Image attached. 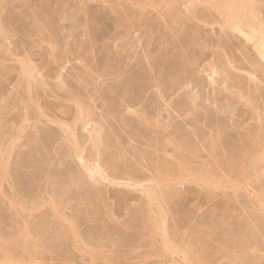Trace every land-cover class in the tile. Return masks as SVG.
Wrapping results in <instances>:
<instances>
[{"label": "bare ground", "instance_id": "obj_1", "mask_svg": "<svg viewBox=\"0 0 264 264\" xmlns=\"http://www.w3.org/2000/svg\"><path fill=\"white\" fill-rule=\"evenodd\" d=\"M24 1H26V2H24L27 6L26 10L29 9L31 16L33 17V20L40 27L39 29L42 30L43 29L42 25H41V23L39 24L40 21L38 19L39 18L38 15H41V14L39 11H38L39 12V14H38L37 10L34 8V5L36 7V2L33 3L34 5H32L30 3V0H24ZM33 1H35V0H32V2ZM47 1L48 0L45 1L46 4H48ZM2 2L0 0V4ZM84 2H83V5H84ZM81 3H82V0H81ZM124 4L126 5V3H124ZM3 5H2V7H3ZM83 5L82 4L80 5L81 8ZM119 5H120V3H119ZM119 5L117 4L116 6H119ZM127 5H128V1H127ZM129 5L131 6L130 7L131 9L129 8L131 10L130 11L131 13H129L130 16H128V14H126L127 16L125 17L126 18L125 21H127V23H128V21H130L129 24L126 25L127 23L124 24L121 22L125 19L124 14H123L124 19L119 18L121 21H119L117 23L118 25L116 24L117 21L115 20V22H114L115 26H118V27L120 26V28L121 27L124 28L126 32L130 31V33H131V30L132 31H133V29L136 30L138 27V26H135L136 24L134 25V22L136 20H138L137 18H139V16H141L142 13L144 14V12H145L144 10H146L147 8L150 7V9L153 8L155 11H157L156 12V13H158L157 15L159 16V18L161 20H163V22L165 24V28H166L165 29L163 27L165 30L162 29V31H164V32L166 31L164 33V35L165 36H166V34L171 35V33L174 32L173 33L174 35L176 34V36H179V37H176V39L178 38L177 40H178L179 44L178 45L174 44V46L175 47L177 46L179 49V55L177 56L174 54L175 56H173L174 52H172V56L174 58L177 57V59L179 58L178 60L180 61L181 65H179L178 68H180V70L181 69L182 70H181V73L179 71V74H178V71L175 73L172 70L175 74H172L170 72V74H172V76L171 75H169V76H171V78H172L173 75H175L173 77L174 81L172 80L173 84L171 83V79H170V83L172 84V85L170 84V86L175 87L174 88L175 90H173V91H175V93L173 94V92H171L172 96L173 95L175 96V94L178 93V95L176 94V96L178 98H179V95H180V98H181V95H184L183 96L184 99L185 98L187 99V100H185V101H187L186 106L184 105L185 107L183 108V110L180 109V111H182L180 114L183 117L188 116L190 118V120L187 119V120H189L187 122L188 128L187 129L185 128L186 130L181 129V131L183 133L178 132L181 136L177 135L176 138H174L175 137L174 135H173V137L171 136L172 138L169 137V135L167 134V126L159 127L158 125H156V124L160 123V121L155 120V124H154L155 128L153 129V126L151 124V121H153V119L151 120L152 117L151 118L149 117L150 113L148 114L146 111L149 110V108L147 107V106H149V104H150V108L152 106L155 109V106L151 105L153 102L152 103L150 102L148 104V99H146L144 97L145 91H148L149 88H152V87H149V85L153 81L149 82L150 84L149 83L145 84L146 83L144 81L145 78L143 79V81L145 82L144 84H145V86L149 84L148 85L149 88L147 87V90H145L144 87L142 88V85H141V88L140 87H137V88H140V90H141L140 92L143 94V99L142 98L141 99H142V101H144L148 104L147 105L146 103H144L146 105V108H148V109L146 111L142 110L143 108H145V105H144V107L142 109L140 108L141 110H135L136 106L139 105V103L141 102V99L138 98V96L135 100V97H136L135 94L138 92L139 89L137 91H135V94H134L133 89H136L135 87L137 85H135L133 83L130 84L129 83L130 79L123 77V76H126V73H127L126 71H128V74H129L130 68L135 67V65H132V67L131 66L128 67L129 70H126L125 73L123 70H120L121 68L118 69L117 71H122L123 72L122 74H124V75L121 76L122 74L120 72H119L120 74L118 73L117 75L119 77L120 76L123 77L125 79V81H127V79H128V81H127L128 83L125 82L123 84L117 85L118 86L117 89L120 88L119 91L118 90H112L111 89L112 87H111V88H109V90L107 92L109 94L110 91L111 92L112 91H114V92L118 91L119 93H114V94L111 93L108 96H110V95L114 96V95L120 94L119 97L117 95V98H120V99L115 98V100H118L120 102L121 106L117 105L119 102H117V104H115L116 102L113 101L112 97L110 98V97L105 96V95H107V93L104 94V97L101 96V98L103 97L105 99L104 100L105 102H103V104L108 103V102H110L112 104V102H114L113 104L116 105V107L119 106V108L120 107L123 108L122 110L120 108L122 114L119 117L117 115L120 113V112L117 113V110L119 108L117 110L115 108V110H114V112L116 111V113H117V114L116 113L115 114L117 115L118 119L120 118L119 120H116V118H117L116 115L114 114L113 111H111V109L113 110V107L110 103H108L110 105L106 106V104H105L104 106L106 108L108 106H111L112 108L108 107L107 110L105 108H103V110H104V111L102 110L103 113H99L100 115L98 116L96 114L97 112L95 111V109L99 108L98 107L99 105H97V108H94V107H96V105L93 107L94 104H91L87 101V100H89L91 102V100H92V103H93L96 100V99H94V101H93V98H97V97L92 96V98H91L89 96V98L91 99L90 100L86 95L85 97H87L88 99H84V101H83L80 99L81 97L79 98V95H77L78 93H81L82 90L77 93V91L74 92L75 89L72 92H74L76 95H74L73 93L70 92L71 97H72V95H74V96L72 98L70 96L67 97L68 99L71 98L73 100L75 106H76L75 107L76 112L74 115V119H73V117H71V115H70V118L66 117L68 120L72 118L73 121H71L69 123V121H70L69 120L68 123H65L67 121V119L62 116L64 119H66V120L63 119L65 122L62 121L61 120L62 117L60 118L59 114L58 115L55 114V112H54L55 110L53 111L50 108L49 110H52L54 112V114L57 115L56 117L58 118L59 121L55 120L54 117L51 116L53 114L48 116L49 113L47 114L45 112L46 110L41 108V106L39 104L40 97H38V95L34 96V94L32 93V92H35V94H37L36 93L37 91H35V90L32 91L33 90L32 88L36 86L35 85L36 83L39 84V86H41V88H44L46 86L47 87L50 86V83L48 85L47 82L45 81V78L47 76H45V74L43 75V73H41V69L39 70V65H37V67L32 65V64H34V62L31 61L32 59L30 60V56L26 55L27 57L25 56L26 58H23L24 57L23 52L19 51V48H21V47H19L18 52H22L21 53L22 55H20V54H17V55L23 56V57H21L22 59H20V62L18 60V62L21 64V70H20L21 74L18 73L21 75V85L20 86L22 87V90H24V91L27 90V92L29 93V97H30L29 100L27 99V101H26V100L22 99V101H23V104L25 106L24 108L26 109V111L32 110L34 112V114L35 113H37V114L35 115L36 117L33 116L32 114H25V116H22L21 124H20L21 127L17 126V124H16V126H17L16 128L19 127L17 130V133L18 134L21 133V135H22V133L28 134V132L30 131L29 137H28V135H26L27 136L26 138H28L29 142L31 141V144L34 145V148H35V145H37V143H38V139L41 140L40 139L41 137L39 135L42 134L41 133L42 130L40 128H42L44 125L42 123H45L43 121H46L47 123L49 122L51 124L54 123L55 126L58 125V128H60V130H62L61 132H63L61 141H59L60 145H63L62 148L65 147L67 149V152H68V154H66V156H67L66 160H69V159L74 160L72 162H75V163L77 162V163H79V165H77L78 166V170H76L77 173L75 172L73 175V172H72L71 177H69L70 179H66L67 178V176H66L65 180L63 181V179L61 180L62 177H61L60 173H58V171H53V170L49 169L48 167H42V166H41V169L38 167L36 168L35 167L36 164H35L34 165L35 168L34 167H32V168L37 173V175L36 176L33 175V176L35 177V179H38L39 177H42V175H44L48 180L47 184L49 186L48 187L49 190H45L44 189L45 187H43V189L45 190L44 193L46 192V194L48 193L50 196V193L52 192L51 196L48 199L42 198L43 196H41L40 197L41 199H39V198H33V197L31 198V195L37 196L40 193L36 195V194H32V192H31V195H29L30 197L27 196L26 191H28V190L30 191V189H32L31 186H33L32 183H34L33 182L34 179L30 180L28 178L29 175H25L27 170H25L24 174L23 173H21V175L18 174V176H21V183H26V185L23 186L24 188H21V189L18 188L19 191H17L15 188L17 185H15L14 182L12 181L13 182L12 184H14V185H12V188H13L12 190H15V193L13 191V195L10 194L7 197V195L4 194L5 191H3L4 186L2 185L3 184L2 182L4 180L8 181L7 178L9 179V177L12 178L11 175L13 174L12 173L13 167L11 166V164L8 161H2V163L0 162V164H1L0 165V198H6V200L8 199V201H7L8 204H7V202H5V203H6V205H8V206H6L7 209L9 208L8 210H10L9 212H6L7 214H5V212H3L2 210L0 211L1 213H3V214L0 213V264H50L51 262L53 264V261H54L53 258L54 259L56 258V257H50L51 252L54 251V248H55L54 247L55 243L53 242V244H51L53 240H62L63 241L62 243L65 246H67V245L71 246V248H74L76 251H78L77 253H80V255L82 254L83 260H86L89 257V259H90V261H89L90 263L88 262L89 264H96L98 260L102 261V259L104 257H105V261L107 264H123V262H121V258H124V255L126 252L123 249H122V252H121V250H119L121 244L124 245V248L129 247L130 255L132 254L133 251L136 252L135 253L136 254L135 259H136V261L137 260L138 261H137V263L132 262L130 264H146V262L150 258H156L157 260L160 259V261H163L161 264H218L220 261H223V260L226 261L227 264H247L248 261L251 262L252 258H253L252 261L254 262L255 256L257 259H259V257L257 256V252L261 253L259 251H262V249L264 248V247H262L263 244H261V242L264 240L259 241L260 235L264 238V229H262V228H264V0H129ZM129 5H128V7H129ZM37 6H39V5L37 4ZM48 6L50 7V5H48ZM48 6H47V9L50 10L48 8ZM43 7L44 6L42 5V8H40V7L39 8L43 9ZM45 7H44V10H45ZM53 7L54 6H52V8ZM84 7H86V6L84 5ZM132 7L134 8V10H132ZM3 8H5V7H3ZM22 8H24V6ZM52 8H51V11H52ZM110 8H112V6ZM84 9H88V7L84 8ZM112 9L114 10V5H113ZM125 9H126V6L121 4L120 9H118V11H117V12H119L118 15L121 16L122 11H124V13H125V11L129 10V9H127V10H125ZM0 11H2V10L0 9ZM22 11H24V10H22ZM54 11H55V9H54ZM80 11H82V9ZM132 11H135L134 15H132ZM76 12H77V9H76ZM85 12L87 13L88 10L87 11L85 10ZM114 12L117 13L116 7H115ZM2 13H4V10ZM2 13H1V15H2ZM30 13L25 12V14H28V15ZM50 13H52V12H50ZM70 13H69V15H70ZM75 13L74 14L72 13V15H74V17L75 16L78 17L77 14H75ZM53 14H55V13H53ZM58 14L60 15V12ZM61 14H62V11H61ZM115 15H117V14H115ZM2 16H1V18H2ZM5 16H7V15H5ZM5 16L3 19H5ZM158 16H156V17H158ZM60 17H62V16H60ZM76 17L73 19H74V22L77 24L78 22H76V20H75ZM142 17L144 18L143 15H142ZM67 18L68 17H66V19ZM70 18H72V17L70 16L68 19L70 20ZM58 19H59V17H58ZM53 20H55V19H53ZM1 21L3 22V25L0 24V28H2L5 25V23H4L5 21H3V20H1ZM41 21H43V20L41 19ZM44 22H47V21H44ZM44 22H42V23H44ZM149 22H150V20H149ZM7 23H8V20H7ZM46 24L47 23H45L44 25H46ZM72 24H73V22H72ZM151 24L153 25V23H151ZM151 24L149 26H152ZM57 26L59 27V25H57ZM73 27H74V24H73ZM118 27H116V28L118 29ZM3 28L5 30V28L7 29V26L3 27ZM49 28H51V27H49ZM61 28H63V27H61ZM21 29H23V27ZM147 29H149V28L147 27ZM153 29L151 27V32ZM155 29H156V27H155ZM60 30H62V29H60ZM216 30H217V32H216ZM7 31H8V29H7ZM162 31H159V32H162ZM42 32L45 34V31L42 30ZM126 32H125V34H126ZM147 32H148V34H146V36L149 35L150 31L148 30ZM156 32L157 31L152 33V36ZM208 32H210L213 35H216L217 37L214 36L216 38L211 40L212 36L210 33H209L210 35L207 34ZM0 33H2V32L0 31ZM8 33L6 34V37H7V35L10 34V33L9 34ZM12 33H14L13 35H15L17 32L13 31ZM119 33L120 32H118L117 34H119ZM54 34H56V33H54ZM120 35H121V33H120ZM172 35L169 36V38L174 37ZM68 36L69 35H67L66 37H68ZM114 37H116V36H114ZM167 37H165V38L167 39ZM149 38H151V36ZM161 38L162 37L160 36V39ZM165 38H163V39H165ZM174 38H172L171 40L170 39H168V40H170V42H171ZM10 39H11V37H10ZM8 40H9V38H8ZM177 40H173V41H176L175 43H177ZM113 41H115V40L113 39ZM142 42H143V40H142ZM142 42H139V43H142ZM159 42H160L159 43V45H160L162 41L159 40ZM165 42H168V41L166 40ZM172 43H174V42H172ZM172 43H170V44H172ZM117 45L118 44H115V45L113 44V46H115V48L118 49ZM106 46H104V47H106ZM110 46L112 48V45L107 46V49L109 47L108 51H110ZM162 46H163V44H161V47ZM163 47H165V45ZM15 48H16V46H15ZM162 48H161V51L163 50ZM57 49L60 50V48H58V47L56 48V46L53 45L52 51L55 53H53V55L52 54H50V55L54 56V54H57L56 53ZM112 49H111V51H113V53H114V50H112ZM122 49H124V48H122ZM173 49H171V50H173ZM175 49L177 50V48H175ZM120 50L119 49L116 50V51H119L118 54L122 53V51L120 52ZM155 50H156V48H155ZM146 51L148 52V50H146ZM207 51L208 52L213 51V53L216 52L218 54V55H215L216 54L215 53L214 55L218 56V57H215V59L218 58L217 61H220L219 62L220 65H217V63H216L217 61L213 58L214 57V55H213L212 56V58L214 59L213 63L210 62L207 64V66H205V64H204L205 67L203 66V63H207L208 61L207 62H205V61L208 60V57L211 58V55L213 54V53L211 55L209 54L210 55L209 56ZM149 52H151V51H149ZM206 52H207V54H205ZM13 53H14V51H13ZM140 53H141V51H140ZM169 53L171 55L170 51H169ZM175 53H176V51H175ZM177 53H178V51H177ZM149 54L148 53L144 54L145 55L144 57H146V59L148 60V62L146 61L147 65L149 63L148 69H146V70L152 76L155 75L156 73H158L159 77H160V75H161L160 67H161V64L163 63V61L161 62L160 60H162L164 58L163 57L164 52H161V54H160V55H163L162 59H160L161 58V56H160V58H159L160 60H158V59L154 60V61H160V62H158L159 66L158 65L155 66V63L157 64V62H155V63L152 62L153 59L155 58V55H154L155 53H153V55H152V57L154 56L153 59H150L151 55H149ZM166 54L167 53H165V55ZM59 55L60 54L58 53V56ZM135 55H136V53H135ZM156 55L159 56V53H157ZM58 56L53 57V59H52L53 60L52 65L53 66H51V68H54L55 63H60L59 58L61 59V57H58ZM119 56H121V55H119ZM141 56H143V55L141 54ZM167 56H169V55H167ZM128 57H129V55H128ZM171 57L169 56V58H171ZM50 58H51V56H50ZM121 58H122V56H121ZM63 59L64 58H63V54H62V61L64 62ZM131 59H132V57H131ZM143 59L145 60V58H143ZM86 60H84L85 61L84 65L86 63L85 67L87 69H91V67L88 66V64H87V62L89 63V61H86ZM134 60H135V56H134ZM178 60H175V61L177 62ZM136 61H137V64H139V66H141L143 63L142 59H141V64L139 63L138 60H136ZM169 61L167 58V62H169ZM214 61H215V63H214ZM51 62H50V64H51ZM125 62L126 61L124 59V63ZM164 62H165L164 63L165 65L168 64V63H166L165 60H164ZM171 62H172V59H171L170 63ZM176 62H174L173 65H177ZM117 63L119 64V62H117ZM143 64H145V63H143ZM164 64H163V67H164ZM34 65H36V64H34ZM126 65H128L127 62H126ZM173 65H171V66H173ZM57 66H58V64H57ZM44 67L46 68V66H44ZM59 67L61 68L62 66H59ZM59 67H56V68L58 69ZM122 67H124V66H122ZM136 67L138 68V65ZM142 67L144 68L145 66L142 65ZM142 67H140V68H142ZM157 67H159V68H157ZM166 67H165L166 69L163 68V71H166L168 69L169 64ZM196 67H198V68L202 67L204 69V72L207 73L206 75H208L207 77L209 78V82L207 84H205L207 80L206 79H205L206 81L204 80V75L203 76L198 75L200 80L203 79V81L205 82L204 84L207 86L202 85L201 84L202 82L196 83L193 79L189 78L192 76L190 73L194 72V74H196V69H197ZM192 68H193V70L196 68L195 71H191ZM57 69L53 72H52V70H54V69H50L52 74L54 73L53 77L55 78V80L60 81V84H58V82H57V84L60 88L64 87V86L67 87L66 86L67 84L65 85V82H67V78H65V81H64V79H62V78H64L63 77L64 74L61 75L58 73V72L62 71V69H60V71L58 69V72H57ZM156 69H159V71L155 72ZM161 69H162V67H161ZM91 70H94V67ZM143 70H145V69H143ZM146 70H145V73H146ZM174 70L176 71L175 68H174ZM96 71H97V79L98 80H101V79L106 80L107 79L105 77V71L106 70L104 71V69H102V71H104V72H101L98 70H96ZM96 71H93V72L96 73ZM117 71H115V74L117 73ZM140 71H141V69H140ZM197 71H198V69H197ZM201 71H200V74H201ZM161 72H162V70H161ZM167 72H169V71L167 70ZM131 73L133 74L135 72L131 71ZM182 73L184 75H181ZM202 73H203V71H202ZM46 74H48V73H46ZM144 74H143V76H144ZM162 74H163V72H162ZM187 74H189V77L187 76ZM51 75H49V79L52 78ZM133 75H131V77H132L131 80H134ZM128 77H130V76H128ZM156 77H158V76H156ZM161 77H160V79L164 78V77L163 78H161ZM192 77L197 78V77H194V75ZM18 78H19V76H18ZM103 78H105V79H103ZM123 78H121V81L123 80ZM136 79H135V81H136ZM149 79L151 80V78H149ZM157 79H159V78H157ZM157 79H154V80L159 81ZM197 79H195V80H197ZM152 80H153V78H152ZM19 81H20V79H19ZM138 81H136V82H138ZM163 81H164V79H163ZM159 82L161 83L162 81H159ZM119 83H120V80L117 84H119ZM198 83H200V84H198ZM125 84H127V85H125ZM128 84L129 85H135V87L133 88L130 86L132 88V89H130L128 87L129 86ZM154 84L152 83V85H154ZM161 84H163V83H161ZM121 85H123L122 88H121ZM152 85H150V86H152ZM156 85H155V87H156ZM159 85L160 84H158V88H159ZM167 86H168V90H167V92H168L169 90H171L170 88H172V87H170L169 84ZM191 86H192V88H190ZM50 87L55 88V87H52V85ZM127 87L129 88L130 92H131V90L133 92L130 93L127 90ZM166 87H165V89H167ZM18 88H19V86H18ZM64 88H62V90ZM113 88H115V87L113 86ZM161 88L162 87L160 85V89ZM176 88H177V90H184L185 89L186 90V91L184 90L185 94H184V92L180 93V91L176 92L177 91ZM34 89L37 90L38 88H34ZM142 89H143L144 93H143ZM162 90L163 89H161V91ZM196 90H198V91H196ZM203 90H206V91L208 90V92L210 91L209 93H207L208 94L207 98L203 97V96L201 97V95H199L201 92L204 94ZM66 91H68V90H66ZM125 91L127 92V94L129 92L128 95L133 94L135 97L133 95L132 96L134 98L131 96L128 97V95L124 93ZM164 91H162V92H164ZM38 92H39V89H38ZM51 92L53 93L54 91H51ZM59 92H61V91L59 90ZM162 92L159 93V90H158V93L160 95L162 94ZM165 92L163 93L162 96H164V94H167V92L166 93ZM46 93H47V91H46ZM46 93L44 92V96L47 95ZM67 93H69V91ZM82 93H84V91ZM82 93L80 94V96L85 95V94L82 95ZM146 93H148V92H146ZM24 94H22V96ZM53 94H55V92ZM20 95H21V93H20ZM55 95H59V93L57 94V91H56ZM60 95H61V93H60ZM141 95H140V97H141ZM185 95H186V97H185ZM204 95L207 96L206 93ZM16 96H19V93ZM59 96H58V98H59ZM169 96H170V94H169ZM217 96H219V97H217ZM35 97L39 98V100H37ZM61 97L65 99L66 95L63 94V95H61ZM61 97H60V99L62 101ZM85 97H83V98H85ZM146 97H148V96H146ZM166 97L168 98V95ZM200 97L204 99V100H202L203 102L204 101H205V103L209 102L210 104L209 103H208V105H207V103H206V105L200 104V102H199ZM19 98H18V100H19ZM101 98H99L100 101H103V99H101ZM106 98H110L112 102L109 101L110 99H106ZM144 98L147 101H145ZM164 98H165V96H164ZM197 98L199 101L197 100ZM137 99H139L140 102H138L139 100H137ZM184 99L183 100L181 99L180 102L182 103V101H184ZM157 100H158V98H157ZM176 100H179V99H176ZM59 101L60 100H58V102ZM218 101L221 104L218 103ZM175 102H174L175 106L172 103L173 108L169 105L170 108H172V109H174V107L177 108V106L179 104H181V103H178L179 101L176 102V103H178V105ZM222 102H223V104H222ZM98 104H99V102H98ZM140 104H143V102ZM21 105H22V103H21ZM53 105H56V103H54ZM57 105H58V103H57ZM60 105H63L62 102H61V104L59 103L58 106H60ZM158 105H159V102H158ZM160 105H161V103H160ZM160 105H159V108H160ZM166 105H168V104H166ZM139 106H138V108H139ZM181 106H183V103ZM210 106H212L214 108V110H211V111H214V113H215L214 115L217 116L216 119H218V120H216V119L212 120L213 116H211V115H213V112H211V114H210V112H209L210 110L208 111ZM240 106L243 107V110L240 108L241 111L238 109ZM6 107H7V104H6ZM55 108L57 109V106H55L54 109ZM62 108H63V106H62ZM185 108H186V110H184ZM101 109H102V107H101ZM178 109H179V106H178ZM210 109H211V107H210ZM58 110L60 112V109H58ZM159 110H161V109H159ZM159 110H158V113L160 114L161 111H159ZM63 111H66V110L64 109ZM122 111H124L125 113H130L131 114L130 118L136 117L137 120L139 121V124L141 123L143 125V127H145L146 130H148L149 132L152 131V133L156 132L157 134L161 133V138H159V140H158V137L157 138L154 137L155 136L154 133H153L154 136L152 135L153 137L152 136L148 137L149 136L148 131L143 130L144 128H142L143 131L140 129L142 125L141 126L139 125L138 129L134 127L135 129L138 130V133L140 131L143 133L147 132V135H143V134L139 133L140 137H138L139 136L138 135L136 138L137 139H139V138L143 139V141L142 140H140L141 142L139 141V143H142V144H140L141 147H146L147 149H149V150H146L144 148H141L136 153L135 149L138 150V148H139L138 146H140V145L139 144L136 145L137 142H136V144L134 142H132L133 145L130 144L132 146L131 148H134L135 151H133V152L135 154H137L134 156L135 161H133L134 160V158H133L134 154H132L133 152H131L132 158H133L132 161L127 157V155L130 154L129 151H131V150L128 149L129 145L127 146L125 144L126 141L123 142L124 141L123 140L124 136L122 135L123 132H119V131L120 130L124 131L123 130L124 127L128 126V128L131 129L132 132H129L128 134L125 132V134H127L129 136L128 139L130 141H135L136 135L134 136V134L137 133V130L132 128L133 127L132 123H134L135 121L137 122V120H134V121L132 120V123L130 121V123H131L130 124L129 119L127 118L128 115L126 116V114L123 113ZM29 112H26V113H29ZM59 112H57V113H59ZM99 112H100V110H99ZM60 113H61V115L63 114L62 112H60ZM66 113H68V111ZM70 113H71V111H70ZM110 113H113L115 115V116L114 115L111 116V119L113 118L114 122L120 121V124L122 125V127L124 125H126L123 128L121 126H119L120 124L117 125L120 127V130H118V132L120 134L122 133L121 134L122 136H120L119 133H118L119 134L118 135L117 131L111 130V128L114 127V125H115L112 123L113 126L112 127L110 126L112 121L109 122L110 123L109 127H110L111 132L109 131L108 127L106 126L107 130H108L107 133L110 132L109 133L110 135L108 134L109 136H106L107 134L104 133L107 130L103 129L106 127H105V125H104V127L102 126V124H103L102 119H103V117H105L104 118L105 123H106V120L108 119L107 120V125H108V121L111 120V119H109L110 118L109 115H111ZM107 114H108V117H107ZM180 114H179V116H180ZM208 114H210L211 119H209ZM31 115H32V117H30ZM67 115L68 114H66V116ZM222 115H223V118L225 117L224 119L222 118ZM216 116H214V117H216ZM160 117H161V115H160ZM99 118H101V119H99ZM158 118H159V115H158ZM190 121H191V123H190ZM30 122H32L33 124H30ZM128 124L132 125V127L130 128V125H128ZM39 125H42V127H39ZM48 126H51V125H48ZM117 126H115V127L117 128ZM2 127L0 129H2ZM182 127H184V126H182ZM4 129H7V128H4ZM133 129L136 131L135 133L133 132L134 131ZM228 129H231L233 131V135L235 132V136H233V137H235V139L231 137L232 134L230 131L228 132ZM113 130H114V128H113ZM155 130H157L159 133ZM26 131H28V132L26 133ZM44 131H45V129H44ZM178 131H180V130H178ZM13 132H14V130H13ZM15 133H13V134H15ZM227 133H230L231 134L230 137H231V139H233V142H231V145H228L231 140H227L228 139L227 136L229 135ZM11 134H9V135H11ZM52 134H53V131H52ZM162 134H164L163 138H162ZM4 135L7 136V133ZM60 135H61V133H60ZM11 136H7V137H11ZM38 136L40 138H38ZM41 136H43V135H41ZM46 136L47 137L49 136V134H47V132H46ZM2 137H4V136L1 135V133H0V153H2V157H4L16 146L17 141H15L14 136H13V138H10L11 139L10 141L8 140L9 142H6V140H4V139L2 140ZM52 137H54V136H52ZM121 137H123V139ZM230 137H229V139H230ZM46 138L43 137V140ZM57 138H59L58 140H60V137H57ZM150 138H154V139H150ZM52 139L54 140V138H51L50 143L52 142ZM49 140H50V138H49ZM26 141H27V139H26ZM55 141H56V139L54 140V143L57 142V141L56 142ZM227 141H229V143H227ZM41 142H43V141H40V143ZM87 143L89 144L88 147L86 145ZM57 144H58V142H57ZM124 144L126 145V147L129 151L123 147V146H125ZM134 144L136 145L135 146L136 148L133 147ZM52 145H51V147H52ZM39 146L37 148H39ZM59 146H55V148L56 147L59 148ZM112 148L114 149V151ZM60 149H58V150H60ZM66 149L63 151L65 152ZM109 149H112V152ZM48 150H50V149L48 148ZM150 150H153V152H151ZM127 151L129 152L128 154H127ZM55 152H57V151H55ZM51 153H50V155H52ZM50 155L47 157H52ZM61 155H62V153L60 154V156ZM44 156H45V154H44ZM57 157H58V155L56 156V158ZM22 158H23V155H22ZM30 158H33V157H30ZM52 158H54V157H52ZM5 159L6 158H4V160ZM43 160H44V158H43ZM24 161H26V160H24ZM26 162H28V161H26ZM49 162H51V161H49ZM72 162H71V164H72ZM59 163H60V159H59ZM62 163H65V162H62ZM66 164H68V162ZM66 164L64 165L65 167H66ZM30 165H31V163H30ZM32 165H33V163H32ZM50 165H49V167H51ZM17 168H21V167H17ZM24 168H25V166H24ZM60 168H62V167L60 166ZM22 169H23V167H22ZM17 170H19V169H17ZM58 170H60V169H58ZM19 171H22V170H19ZM36 177H38V178H36ZM13 178H14V175H13ZM40 180H42V179L39 178V181ZM28 181H29V183H28ZM103 183H106L105 185L107 187L110 185L116 186V187L117 186L118 187H124L123 190H125V188H126L129 193L132 192V194H133L135 192H139L142 195V197H141L142 199L140 197L136 196V199L137 198L141 199V200H139V202H141L140 204L136 203L138 206H131L130 208L128 207V205L130 206V204H131V203L128 204L131 201V199H129L130 196H131L132 200L135 198V196L133 198L131 193L129 196L127 195L128 196L127 198H125L126 193L123 195V202H125L126 200L127 201L130 200L127 203V205H125L127 201L124 204H123V202L121 203V205L118 204L120 206L125 205L126 207L129 208L128 212L126 210L122 209L123 212H122V210H120L121 214L119 213L120 215L123 216V218H124V213L125 212L128 213V215L125 214L126 217L127 216L128 217L127 218L125 217V219L127 221L124 219L125 224H122L123 227L125 225L126 229L127 228L134 229L133 231L134 232L137 231L136 233L138 234V237L137 236L131 237L130 232L132 233V231H130L129 233L127 232L129 235L127 233H125L128 229L125 230V232H123L124 233L123 234L122 232H120L118 230V228L120 229V227L117 226L115 223H113L114 219L116 218L118 220V218L116 217V214L112 210H110L111 204H109V201H107V199H106L107 197L105 198V196H106L105 191H107V189L100 187V185H102ZM16 184H17V182H16ZM186 184L195 185V186H197V188H199L200 191H205L210 196L212 195V191H217L218 189H223L225 191H229L228 193H226L225 197H227V196L235 197V199H232V202H234L233 200L236 201V198L237 199L242 198L243 201H245V203L243 205L242 200H240V202H238V203H240V205H242V206H240L241 209H239V211H238L235 209L236 208L238 209L239 207H237V206L235 208L233 206L230 207L229 205H225L222 202V205H224V206L218 207V205H217V208L214 206L215 208H213V209L211 208L212 210H211L210 215H208L209 214L208 212H207L208 214H204V215H208L209 217L213 216L215 218L213 221H211L212 219L210 220V218H211L210 217L209 218L210 222L207 219L208 223L205 222V220H202L199 223L195 222L196 225H193L194 224L193 223L191 227L188 226L189 228L186 226L189 225L190 223L189 224L187 223V225L181 226L180 220H178V218H177V216L179 215V214H177V212H180L181 209L180 210L178 209L179 211L176 212L174 209H172L171 202H172V199L177 197L179 194L183 193V191L185 190L184 186ZM35 188H36V186H35ZM37 188H38V185H37ZM109 190H110V188H109ZM111 190H115V187ZM111 190H110V192H111ZM35 192L38 193V191H35ZM230 193H231V195H230ZM37 197H39V196H37ZM118 197H119L118 199H120V195ZM41 200H44L48 205L50 204L49 205L50 210L45 212V214L47 215V213L49 212V214H51V216L53 217V220H55L54 222L52 221V219L50 220V222L52 221L51 224H53L52 225L53 229H52V227H49L48 224L45 223L46 222L45 219H47V222H49L48 218H47L48 216H46L45 219H44L45 216L41 219H40V217H38V215H40V214H37V213H39L41 211V209L43 208V206L45 205V203L42 202ZM76 201L78 203H81V204L76 203L78 208L80 206L81 207L84 206V209L80 208L83 210L79 209L78 213L77 214L75 213V215H73V213L72 214L67 213L66 212V208H68L67 205L71 204V202H76ZM121 201H122V199L120 200V202ZM226 201H228V200H226ZM226 201H225V203H226ZM107 202H108V204H107ZM131 202H133V201H131ZM5 203H4V205H5ZM219 203H221V202H219ZM107 205L108 206L110 205V206L108 207ZM5 208H4V210H5ZM78 208H76V209L78 210ZM100 208L101 209L103 208L105 210V213H104V210H102L103 212H101ZM173 208H174V206H173ZM0 209H1V207H0ZM77 210H75V211L77 212ZM96 210H99V212L106 214V216L110 220L109 221L110 225H111V221L113 220L112 224L113 225L115 224V227H113L111 225L113 227V230H112V227L109 225V223L106 224L111 228L112 231H115V234H114V232L112 234L117 236L118 232H116V230H115L116 227H118L117 231H119L118 236L120 235V233L123 234L122 236L120 235V237H117V238H120L118 240L121 241V243L119 245V249H118L119 251L118 252L116 250H114L117 247V244L115 243V240H117V238L115 236V240H113L114 237L113 238L111 237V236H113L111 234L112 231L108 230L109 229L108 227L101 226V227H105V230L103 229L104 233L101 234L102 231L98 232V230L95 229L98 226L93 225V227L95 226V228H91L89 224L85 223L89 220L87 216H89V215L91 216V213H93V215H94V212H96ZM50 211H51V213H50ZM91 211H93V212H91ZM251 211H253V212H251ZM239 212H240V214H239ZM181 213H182V215H184L183 211ZM233 213L237 214V216L233 217L234 216ZM45 214H43V215H45ZM96 215H94V216L96 217ZM202 215L203 214H201V216ZM51 216L49 215V218ZM106 216H104V217H106ZM114 216H115V218H114ZM34 218H36V219L38 218L36 220L37 222H35ZM89 218H90V222H91L92 217H89ZM237 218L238 219L241 218L240 219L241 221L236 220ZM204 219H205V217H204ZM38 220L40 222H38ZM41 220H43V221H41ZM94 220L95 219H93V222H94ZM234 220L238 221L239 223H234ZM103 221H105V220H103ZM107 222H108V220H106V223ZM118 222H121V221L118 220ZM192 222H194V221H192ZM103 223L105 224V222H103ZM183 224H184V222H183ZM185 224H186V222H185ZM86 225H87V227H86ZM88 225H89V227H88ZM45 226L49 227V229L51 228L52 229V230L50 229L51 232L48 231V228ZM10 228H11V230L14 229V230H12L13 233H10L8 231V229H10ZM106 228H108V229H106ZM99 231H100V229H99ZM139 234H141L143 237H141ZM49 238H50V240L53 239L52 241H50V243H49ZM119 241H118V243H119ZM57 242L58 241H56V243ZM258 242H260V243H258ZM62 243L61 244L58 243V246L62 245ZM258 244L261 245L262 249H260ZM55 246H56V244H55ZM64 247H62V248L64 249ZM130 247L132 248L133 251L131 250ZM57 248L58 247H56L55 249H57ZM65 248H67V247H65ZM71 248H69V249L71 250ZM70 250H69V252H70ZM125 250H127V249L125 248ZM55 252L57 253V251H55ZM67 252L65 250L64 254ZM69 252L67 254H69ZM105 252L107 254L112 253L113 256H111V254L108 256H105V254H106ZM253 252L255 253V256H253L254 255ZM52 253H54V252H52ZM59 253L60 252H58V254ZM129 253L127 250L128 256H129ZM58 254H57V256H58ZM60 254L62 255V251ZM54 256H55V254H54ZM68 256L70 257V255H68ZM74 256H73V258H74ZM86 256H88V257L84 259V257H86ZM69 257L67 260H69ZM261 257L262 256H260V259H261ZM58 258H60V257L58 256ZM61 258L64 259V257H61ZM70 259L73 262V259L71 257H70ZM127 259L131 260V258H127ZM135 259H132V261H135ZM260 259H259V261H260ZM48 260H52V261H50V263H49ZM62 260L60 259L59 261H62ZM67 260H64V261H67ZM167 260L170 262H168ZM263 260H264V258H263ZM59 261H57V262H59ZM87 261H88V259H87ZM87 261H84V262L86 263ZM68 262L69 261H67L66 263H68ZM253 262H251V263L253 264ZM154 263H157V262H154ZM58 264H60V263H58ZM124 264H126V263H124ZM151 264H153V263H151ZM158 264H160L159 261H158ZM259 264H261V263H259ZM262 264H263V262H262Z\"/></svg>", "mask_w": 264, "mask_h": 264}, {"label": "rangeland", "instance_id": "obj_2", "mask_svg": "<svg viewBox=\"0 0 264 264\" xmlns=\"http://www.w3.org/2000/svg\"><path fill=\"white\" fill-rule=\"evenodd\" d=\"M3 1V2H2ZM42 1V2H41ZM46 0H35V1H33L32 2V0H30V3L32 4V5H34L33 3H35L36 2V7H35V5H34V8L37 10V12L39 11L40 12V14L41 15H38V19H39V24L41 23V25H42V30L43 31H45V34L42 32V30H40L39 28V26L35 23V21L33 20V17L31 16V13H30V11H29V9L28 10H26L27 9V6H26V4L24 3V2H26V1H24V0H1V4H0V9L2 10V11H0V15H1V13L3 12V10H4V13H2V18H1V16H0V24H2L3 25V22L1 21V20H3V21H5L4 23H5V25L3 26V27H6L7 26V29H8V31H7V29L5 28V30H4V28L2 27V28H0V31L2 32V33H0V108L2 109H0V128L2 127V129H0V133H1V135H3L4 137L6 136V135H4V134H6L7 133V136H11V137H2V140L4 139V140H6V142H9L11 139L10 138H13V136H14V138H15V141H17V143H16V146L6 155V156H4V157H2V153H0V162L2 163V161H8L10 164H11V166L13 167L12 169V178L11 177H9V179L7 178V180L8 181H6V180H4L2 183V185L4 186V188H3V191H5L4 192V194H6L7 195V197L11 194V195H13V191H14V193H15V190H12L13 188H12V185H17L15 188H16V190L17 191H19V189H21V188H24L23 186H25L26 185V183H21V176H18V174L19 175H21V173H23L24 174V172H25V170H27L26 171V173H25V175H29V179L30 180H33V182L35 183H32V185L33 186H31L32 187V189H30V191L28 192V191H26L27 192V196H29V195H31V192H32V194H39V195H37V196H39V197H37V196H34V195H31V198L33 197V198H39V199H41L40 197L41 196H43L42 198H49L50 196H51V194H52V192L50 193V196H49V194L47 195L46 194V192L44 193V191L45 190H49V186H48V180H47V178L44 176V175H42V177H39L40 179H42V180H40L39 181V178L38 177H36V178H38V179H35V177L34 176H36L37 175V173L33 170V168L32 167H34V165H35V167L37 168H40L41 169V166L42 167H48L49 169H51V170H53V171H58V173H60V175H61V180L63 179V181L65 180V178H66V176H67V178L66 179H70L69 177H71V173L73 172V175H74V173L76 172V170H78V166L77 165H79V163H75V162H72V161H74V160H66V158H67V156H66V154H68V152H67V149L64 147V148H62V146L63 145H60V142L59 141H61V138H62V133L63 132H61L62 130H60V128H58V125H54V123H47L46 121H43V122H45V123H42V124H44L43 125V127H42V125H39V127H42V128H40L41 130H42V134H38L39 136H38V138H40L41 140H39L38 139V143H37V145H35V148H34V145H32L31 144V141L29 142V140H28V138H26L27 136L26 135H28V137H29V134H30V131L28 132V131H26V133L28 132V134H24V133H22V135H21V133H17V130H18V128L19 127H21V118H22V116H25V114H32L33 116H35L37 113H35L34 114V112L32 111V110H27L26 111V109L24 108L25 106H24V104H23V101H22V99H24V100H26L27 101V99L29 100V93L27 92V90H22V87L20 86L21 85V64L19 63L20 62V59H22L21 57H23V56H18L17 54H20V55H22L21 53L23 52V55H24V57L23 58H26L27 56H30V60L32 61V62H34V64H36V65H34V64H32L33 66H36L37 67V65H39V70L41 69V73H43V75L45 74V76H47L46 78H45V81L47 82V84L49 85V83H50V86L52 85V87H55V88H51L50 86V88L49 87H44V88H41V86H39V84H35L34 86L35 87H33L32 89V91H37L36 93L37 94H35V92H32L33 94H34V96L36 95H38V97H40V100H39V98H37V97H35L37 100H39V104H40V106H41V108L42 109H44V110H46L45 112L48 114V116H50L51 114H53V115H51L52 117H54V119L55 120H58V118L56 117L58 114H59V116H60V118L63 116V117H69L70 118V115H71V117H73V119H74V115H75V112H76V106H75V104H74V102H73V100L71 99L74 95H76L74 92H76L77 91V93L79 92V91H81V93L84 91V93H82V95L83 94H85V95H83V96H80V94L81 93H78L77 95H79V98L81 99V100H83L84 101V99H88L89 98V96L92 98V96L93 97H97V98H93V101H94V99H96L95 100V102H93L92 103V100H91V102L89 101V100H87L89 103H91V104H94L93 105V107L96 105V107H94V108H97V105H99L98 107L99 108H97V109H95V111L97 112L96 114L99 116L100 114L99 113H103L102 112V110H103V108H105L106 110H107V108L109 107V108H112L113 107V110L111 109V111H113L114 112V110H115V108H116V110L119 108V106H121L120 105V102L118 101V100H115V98L116 99H120V98H117V95H118V97L120 96V94H117V95H110V96H108L109 94H114V93H119L118 91H119V89H117L118 88V86L117 85H120V84H123V83H128L127 81H128V79H127V81H125V79L124 78H129L130 79V81H129V83L131 84V83H133V84H135V85H137L136 87H135V85H129L128 87L130 88V89H132L131 87H135L136 89H133L134 90V94H135V91H137L138 89V92L135 94L136 95V97L133 95V94H130V95H128L129 94V92H130V90H129V88L127 87V90L129 91L128 92V94H127V92L125 91L124 93L125 94H127L128 95V97H135V100H136V98H137V96H138V98H142L143 99V94L140 92L141 90H140V88H141V85H142V88L144 87V89L145 90H147V87H148V85L150 84L149 82H151V81H153V82H151V84L150 85H152V83L154 84L155 82V84L154 85H152V86H150L149 85V87H152V88H149L148 89V91H145V94H144V97L146 98V99H148V104L151 102H153L151 105H153V106H155V109H154V107H152L151 106V108H150V104H149V106H147L148 108H149V112L148 111H146L148 108H146V105L144 104V103H146V102H144V101H142V99H141V102H140V100L139 99H137V100H139L138 102H140V103H142L143 102V104H140L139 103V105H137L136 106V108H135V110H141L143 107H144V105H145V108H143L142 110H145L148 114L150 113V118H151V120L153 119V121H151V124H152V126H153V129L155 128V126H154V124H155V120H157V121H160V123H158V124H156V125H158L159 127H163V126H167V134L169 135V137L170 138H172L173 137V135L175 136L174 138H176V136L177 135H179V136H181L179 133H183L182 131H181V129L183 130V129H187L188 128V126H187V122L190 120V118L188 117V116H186V117H183L180 113L182 112V111H180V109H182L183 110V108L186 106V102L187 101H185V100H187L186 98L184 99V95H181V98H180V95H179V98L176 96V94L178 95V93H176L175 94V96L173 95L172 96V93L171 92H173V94L175 93V91H173V90H175L174 88L175 87H173V86H170V84L172 83V80L174 81V76L175 75H173V77L171 78V76H172V74H175L177 71H178V74H179V71H180V73H181V70H180V68H178L179 67V65H181L180 64V61L177 59V57H173V56H175V55H179V49H178V47L176 46H174V44L175 45H178L179 44V42H178V38L176 39V37H179V36H176V34L174 35L173 33H171V35L172 36H174V37H171V38H169V36H171V35H169V34H166V36L164 35V33L166 32H164V31H162V29L163 30H165L166 28H165V24H164V22H163V20H161L160 18H159V16L157 15L158 13H156L157 11H155L153 8H151L150 9V7L149 8H147L146 10H144L145 12H144V14L142 13V15L144 16V18L146 19H144L143 17H142V15L141 16H139V18H137L138 20H136L135 22H134V25L135 26H138L137 27V29L136 30H134L133 29V31L131 30V33H130V31H128V32H126L125 31V29L124 28H120V26L118 27V26H115V20L117 21L116 22V24L119 22V21H121L119 18H122V19H124L127 15L126 14H128V16H130V14L129 13H131L130 11V5H129V0H82V3H81V0H48L47 1V3L48 4H46V2H45ZM85 1V2H84ZM88 1V2H87ZM127 1H128V5H129V7H128V5H127ZM23 2V3H22ZM45 2V3H44ZM83 2H84V5L86 6V7H84V5H83ZM120 3V5L121 4H123L124 6H126V9L125 10H127V9H129V10H127V11H125V13H124V11H122V14H121V16L120 15H118V13L119 12H117L118 11V9H120V5H119V3ZM124 3H126V5L124 4ZM4 4V5H3ZM37 4L39 5V6H37ZM83 5L82 6V8H81V6L80 5ZM119 5V6H116V5ZM2 5H3V7H5V8H3L2 7ZM22 5V6H21ZM41 5V6H40ZM42 5L45 7V10H44V7H43V9H40V8H42ZM48 5H50V7L48 6ZM78 5V6H77ZM113 5H114V10L112 9L113 8ZM24 6V8H22ZM26 6V7H25ZM47 6H48V8L50 9V10H48L47 9ZM52 6H54L53 8H52ZM112 6V8H110ZM9 9H8V8ZM39 9H38V8ZM76 7V8H75ZM88 7V9H84V8H87ZM115 7H116V12L117 13H115L114 11H115ZM22 8V9H21ZM51 8H52V11H51ZM118 8V9H117ZM8 11H7V10ZM48 11H47V10ZM54 9H55V11H54ZM76 9H77V12H76ZM82 9V11H80ZM6 10V11H5ZM22 10H24V11H22ZM41 10V11H40ZM44 10V11H43ZM73 10V11H72ZM85 10L87 11L88 10V12L86 13L85 12ZM132 10H134V8L132 7ZM10 11V12H9ZM52 12V13H50V12ZM61 11H62V14H61ZM76 13H75V12ZM80 11V12H79ZM136 11V10H135ZM135 11H132V15H134V12ZM148 13H147V12ZM25 12L27 13H30L29 15L28 14H25ZM39 12H38V14H39ZM44 14H43V13ZM60 12V15L58 14ZM71 12V13H70ZM128 12V13H127ZM137 12V11H136ZM9 13V14H8ZM48 15H47V14ZM53 13H55V14H53ZM69 13H70V15H69ZM72 13L74 14H77V16L79 17H76V22H78L77 24L74 22V19L73 18H75L74 17V15H72ZM87 15H86V14ZM146 13V14H145ZM69 16H68V15ZM115 14H117V15H115ZM123 14H124V18H123ZM5 15H7V16H5ZM54 15V16H53ZM89 15V16H88ZM131 15V16H132ZM148 15V16H147ZM4 16H5V19H3L4 18ZM60 16H62V17H60ZM72 17V18H70V20L68 19L69 17ZM88 18H87V17ZM120 16V17H119ZM156 16H158V17H156ZM43 17V18H42ZM58 17H59V19H58ZM65 17V18H64ZM66 17H68L67 19H66ZM10 18V19H9ZM12 18V19H11ZM57 18V19H56ZM62 18V19H61ZM128 18V17H127ZM151 18V19H150ZM8 20V23H7V20ZM41 19L43 20V21H41ZM51 19V20H50ZM53 19H55V20H53ZM118 19V20H117ZM141 19V20H140ZM10 20V21H9ZM79 20V21H78ZM126 20V18L123 20V21H121L122 23H124V24H126L127 23V21H125ZM128 20V19H127ZM149 20H150V22H149ZM13 21V22H12ZM44 21H47V22H44ZM56 21V22H55ZM59 21V22H58ZM138 21V22H137ZM11 22V23H10ZM42 22H44V23H42ZM72 22H73V24H74V27H73V24H72ZM129 22L130 21H128V23L126 24V25H128L129 24ZM137 22V23H136ZM45 23H47L46 25H44ZM151 23H153V25L151 24ZM56 26H55V25ZM152 25V26H149V25ZM57 25H59V27L57 26ZM118 25V24H117ZM45 26V27H44ZM55 26V27H54ZM63 27V28H61V27ZM160 26V27H159ZM23 27V29H21ZM49 27H51V28H49ZM116 27H118V29L116 28ZM143 27V28H142ZM147 27L149 28V29H147ZM151 27H152V32H151ZM155 27H156V29H155ZM162 27V28H161ZM165 29H164V28ZM10 28V29H9ZM12 28V29H11ZM14 28V29H13ZM45 28V29H44ZM62 29V30H60V29ZM65 28V29H64ZM39 31H38V30ZM53 31H52V30ZM59 29V30H58ZM64 29V30H63ZM146 29V30H145ZM4 30V31H3ZM10 30V31H9ZM17 30V31H16ZM20 30V31H19ZM55 30V31H54ZM75 30V31H74ZM150 31V33H149V35H147L146 36V34H148V32L147 31ZM14 31V32H17L15 35H13L14 33H12V32ZM51 31V32H50ZM58 31V32H57ZM64 31V32H63ZM74 31V32H73ZM146 31V32H145ZM155 31H157L155 34H153V36H152V33H154ZM159 31H162V32H159ZM5 34H4V33ZM10 34H9V33ZM53 32V33H52ZM60 32V33H59ZM118 32H120L121 33V35H120V33L119 34H117ZM125 32H126V34H125ZM145 32V33H144ZM216 32H217V30H216ZM9 34V35H7V37H6V34ZM54 33H56V34H54ZM58 33V34H57ZM123 33V34H122ZM129 33V34H128ZM163 35H162V34ZM210 32H208L207 34H209ZM219 33V32H218ZM217 33V34H218ZM2 34V35H1ZM116 34V35H115ZM144 34V35H143ZM211 34V33H210ZM209 34V35H210ZM13 35V36H12ZM53 35V36H52ZM67 35H69L68 37H66ZM169 35V36H168ZM179 35V34H178ZM208 35V36H209ZM57 38H56V37ZM114 36H116V37H114ZM151 36V38H149ZM160 36L162 37L161 39H160ZM164 36V37H163ZM168 36V37H167ZM212 36V37H211ZM211 40L212 39H215L217 36L216 35H213V34H211ZM214 36H216V37H214ZM6 37V38H5ZM10 37H11V39H10ZM54 37V38H53ZM141 37V38H140ZM143 37V38H142ZM148 37V38H147ZM165 37H167V39L165 38ZM8 38H9V40H8ZM116 38V39H115ZM119 38V39H118ZM163 38H165V39H163ZM172 38H174L173 40H177V43H175L176 41H171L170 42V40L172 39ZM113 39L116 41H113ZM163 39V40H162ZM168 39H170V40H168ZM139 40V41H138ZM141 40V41H140ZM142 40H143V42H142ZM159 40L160 41H162L161 42V44H163V46L165 45V47H161V44L159 45ZM168 41V42H165V41ZM138 41V42H137ZM50 42V43H49ZM54 42V43H53ZM139 42H142V43H139ZM172 43V42H174V43H172V44H170V43ZM110 43V44H109ZM169 43V44H168ZM113 44L115 45V44H118L117 45V47H118V49L120 50V52L122 51V53H120V54H118L119 53V51H116V50H118L117 48H115V46H113ZM142 44V45H141ZM168 44V45H167ZM53 45L54 46H56V48L58 47V48H60V50H58L57 49V51H56V53L57 54H54V56H52L53 55V53H55V52H53L52 51V47H53ZM108 45H112V48H111V46H110V51H108L109 50V47H108V49H107V46ZM15 46H16V48H15ZM52 46V47H51ZM104 46H106V47H104ZM137 46V47H136ZM160 46V47H159ZM19 47H21V48H19ZM120 47V48H119ZM140 47V48H139ZM18 48H19V51H22V52H18ZM106 48V49H105ZM122 48H124V49H122ZM145 50H143V49ZM155 48H156V50H155ZM161 48L163 49L162 51H161ZM174 48V49H173ZM175 48H177V50L175 49ZM9 49V50H8ZM21 49V50H20ZM111 49L112 50H114V53H113V51H111ZM137 49V50H136ZM160 49V50H159ZM171 49H173V50H171ZM107 50V51H106ZM124 50V51H123ZM146 50H148V52L146 51ZM13 51H14V53H13ZM135 51V52H134ZM140 51H141V53H140ZM149 51H151V52H149ZM154 51V52H153ZM169 51L171 52V55H170V53H169ZM175 51H176V53H175ZM177 51H178V53H177ZM8 52V53H7ZM25 52V53H24ZM28 52V53H27ZM139 52V53H138ZM145 52V53H144ZM161 52H164V56L163 55H160L161 54ZM172 52H174L173 53V56H172ZM208 52V51H207ZM207 52L205 53V54H207ZM211 52V51H210ZM210 52H208V55L210 54H212L213 53V51L210 53ZM13 53V54H12ZM58 53L60 54L59 56H58ZM134 53V54H133ZM135 53H136V55H135ZM146 54V53H150L149 55H151V58L150 59H153V57H152V55H153V53H155L154 55H155V58L153 59V61L152 62H157V64L155 63V66L156 65H158L159 66V64H158V62H162L163 61V63L161 64V67H162V69H161V67H160V73H161V75H160V77L161 78H163L164 79V81H163V79H160V77H159V74L158 73H156L155 75L156 76H158V77H156L155 75H151L146 69H148V65H149V63H148V65H147V62H148V60L146 59V57H144L145 55L144 54ZM157 53H159V56H157L156 54ZM165 53H167L166 55H165ZM216 53V52H215ZM215 53H213L212 55H211V58L210 57H208V60H206L205 62H207V63H203V66H204V64H205V66H207V64L208 63H210V62H212L213 63V60L215 59V57H218V56H215V55H218L217 53L215 54ZM50 54H52V55H50ZM62 54H63V60H64V62L62 61ZM116 54V55H115ZM141 54L143 55V56H141ZM175 54V55H174ZM215 54V55H214ZM27 55V56H26ZM118 55V56H117ZM119 55H121L122 56V58H121V56H119ZM128 55H129V57H128ZM167 55H169L171 58H169V56H167ZM209 55V56H210ZM214 55V59L212 58V56ZM26 56V57H25ZM50 56H51V58H50ZM55 56H58V57H61V59L59 58V61H60V63H55L54 65V68H51V66H53L52 64H53V57H55ZM134 56H135V60H134ZM137 56V57H136ZM160 56H161V58H160ZM162 56L164 57L163 59H162ZM167 56V57H166ZM220 56V55H219ZM131 57H132V59H131ZM139 57V58H138ZM157 57V58H156ZM166 57V58H165ZM137 58V59H136ZM143 58H145V60L143 59ZM162 59V60H160V59ZM167 58H168V61L170 60L171 61V59H172V62L170 63V61L169 62H167ZM87 59V60H86ZM124 59H125V61L128 63V65H126V62L124 63ZM141 59H142V62L143 63H145V64H143L142 63V65L143 66H145L144 68L142 67V65L141 66H139V64H137V61L136 60H138L139 61V63L141 64ZM149 59V60H150ZM156 59H158V60H160V61H154V60H156ZM174 59V60H173ZM217 59L218 58H216L215 60L217 61ZM18 60H19V62H18ZM84 60H86V61H89V63L87 62V64H88V66H90L91 67V69L94 67V70H91V69H87L86 67H85V65H86V63H85V65H84ZM164 60L166 61V63H168L169 64V67H168V71L169 72H167V70L166 71H163V68L164 69H166L167 67L166 66H168V64L167 65H165L164 63ZM175 60H178L177 62L175 61ZM212 60V61H211ZM52 61V62H51ZM147 61V62H146ZM176 62V64L177 65H173V63L174 62ZM50 62H51V64H50ZM105 62V63H104ZM117 62H119V64L117 63ZM220 61H217L216 63H217V65H220V63H219ZM64 63V64H63ZM122 63V64H121ZM125 65H124V64ZM136 63V64H135ZM153 63V64H154ZM179 63V64H178ZM214 63H215V61H214ZM57 64H58V66H57ZM60 64V65H59ZM122 66H124V67H122ZM130 64V65H129ZM163 64H164V67H163ZM42 67H41V66ZM106 65V66H105ZM132 65H135V67H133V68H130V70H129V68L128 67H132ZM138 65V68L136 67ZM171 65H173V66H171ZM44 66H46V68L44 67ZM49 66V67H48ZM59 66H62L61 68L59 67ZM204 66V67H205ZM19 67V68H18ZM41 67V68H40ZM48 67V68H47ZM56 67H59L58 69H59V71H60V69H62V71H60V72H58V69L56 68ZM106 67V68H105ZM140 67H142L143 69H145L146 70V73L148 74H146L145 73V70H143L142 68H140ZM166 67V68H165ZM173 69H172V68ZM182 67V66H181ZM43 68V69H42ZM89 68V67H88ZM97 68V69H96ZM121 68V69H120ZM127 68V69H126ZM157 68H159V67H157ZM174 68L176 69V71L174 70ZM198 69V71H197V69ZM195 69H196V74H194V72L193 73H190L192 76L194 75V77H197V78H193L191 75V77H189V74H187V76L190 78V79H193L196 83L197 82H202L201 84L202 85H204V86H207V85H205V84H207L208 82H209V78L207 77L208 75H206L207 73H205L204 72V69L202 70L200 67L198 68V67H196ZM50 69H54V70H52V72L53 71H55L56 69H57V72L59 73V74H61V75H63V77L64 78H62V79H64V81H65V78H67V82H65V85L67 86V87H59L58 86V84H60V81H58V80H55V78L53 77V75H54V73L52 74V72H51V70ZM101 69V70H100ZM102 69H104V71H105V77L107 78L106 80H98L97 79V71L96 70H98V71H101V72H104V71H102ZM118 69H120V70H123L124 71V73H125V71L126 70H129L130 72H129V74H128V71H126L127 73H126V76H123L124 74H122L123 72L122 71H117ZM132 69V70H131ZM136 69V70H135ZM140 69H141V71H140ZM178 69V70H177ZM195 69L193 70V68L191 69V71H195ZM161 70H162V72H163V74H162V72H161ZM175 72H173V71ZM203 71V73H202V71ZM49 71V72H48ZM93 71H96V73H94ZM108 71V72H107ZM115 71H117V73L115 74ZM131 71L132 72H135V73H131ZM137 71V72H136ZM144 71V72H143ZM157 71H159V69H156V71L155 72H157ZM200 71H201V74H200ZM121 73L122 75L121 76H123V77H119L117 74L118 73ZM143 72V73H142ZM170 72L172 73V74H170ZM198 72V73H197ZM18 73H20V74H18ZM46 73H48V74H46ZM119 73V74H120ZM138 73V74H137ZM145 73V74H144ZM169 73V74H168ZM205 73V74H204ZM52 74V75H51ZM133 75V78H134V80H131L132 79V77H131V75ZM142 74V75H141ZM143 74H144V76H143ZM49 75H51V79H49ZM117 75V76H116ZM136 75V76H135ZM141 75V76H140ZM169 75H171V76H169ZM177 75V74H176ZM181 75H184L183 73L181 74ZM203 76L204 75V80L206 81V83L203 81V79H201L200 80V78H199V76ZM206 75V76H205ZM18 76H19V78H18ZM128 76H130V77H128ZM148 76V77H147ZM152 76V77H151ZM137 79H136V78ZM155 77V78H154ZM121 78H123V80L121 81ZM145 78V79H144ZM149 78H151V80L148 79ZM152 78H153V80H152ZM157 78H159V79H157ZM202 78V77H201ZM19 79H20V81H19ZM47 79V80H46ZM103 79H105V78H103ZM135 79H136V81H138V82H136L135 81ZM143 79H144V81L146 82H144L143 81ZM147 79V80H146ZM154 79H157V80H159V81H162L161 83H163V84H161L159 81H156V80H154ZM169 79V80H168ZM170 79H171V83H170ZM195 79H197V80H195ZM119 80H120V83L119 84H117L118 82H119ZM141 80V81H140ZM132 81V82H131ZM143 81V82H142ZM57 82H58V84H57ZM135 82V83H134ZM169 82V83H168ZM194 82V83H195ZM143 83V84H142ZM147 84V83H149L148 85H146L145 86V84ZM169 84V86L170 87H172V88H170L171 90H169L168 92H167V90H168V84ZM200 83H198V84H200ZM205 83V84H204ZM157 84V85H156ZM158 84H160L161 85V89H163L162 91H166L167 92V94H164V96H165V98H164V96H162L163 95V93L165 92H162L161 91V89H160V85H159V88H158ZM173 84V83H172ZM171 84V85H172ZM80 85V86H79ZM125 85H127V84H125ZM139 85V86H138ZM155 85H156V87H155ZM18 86H19V88H18ZM38 86V87H37ZM113 86L115 87V88H113ZM117 86V87H116ZM131 86V87H130ZM154 86V87H153ZM167 86V87H166ZM59 87V88H58ZM81 89H80V88ZM112 87V88H111ZM120 87V86H119ZM123 87V85H121V88ZM137 87H140V88H137ZM165 87L167 88V89H165ZM34 88H38L39 89V92H38V89L36 90V89H34ZM41 88V89H40ZM62 88H64L63 90H62ZM109 88H111L112 90H118V91H116V92H114V91H110L109 92V94L107 93L108 92V90H109ZM190 88H192V86L190 87ZM205 88V87H204ZM18 89V90H17ZM75 89V90H74ZM80 89V90H79ZM183 89V88H182ZM206 89V88H205ZM209 89V88H208ZM59 90L61 91V92H59ZM66 90H68L69 91V93L71 92V93H73L74 95H72V97H71V93L69 94V93H67L68 91H66ZM74 90V92H72ZM158 90H159V93H161L162 92V94L160 95L159 93H158ZM176 90H177V88H176ZM185 90V89H184ZM184 90H177L176 92H179L180 91V93L181 92H184ZM210 90V89H209ZM18 91V92H17ZM21 91V92H20ZM24 91V92H23ZM46 91H47V93H46ZM51 91H54L55 92V94H56V91H57V94L59 93V95H60V93H61V95H66V97H65V99L67 100H65L64 98H62L61 97V95L59 96V95H55V94H53ZM63 91V92H62ZM142 91H143V89H142ZM161 91V92H160ZM186 91V90H185ZM196 91H198V90H196ZM204 91V94L206 93V95L207 96H205L202 92L199 94V95H201V97L203 96V97H208V94L207 93H209L208 92V90L206 91V90H203ZM23 92V93H22ZM44 92L47 94L46 96H44ZM65 92V93H64ZM131 92H133L132 90H131ZM130 92V93H131ZM146 92H148V93H146ZM165 92V93H166ZM18 93H19V96H16V95H18ZM20 93H21V95H20ZM25 93V94H24ZM27 93V94H26ZM67 93V94H66ZM87 93V94H86ZM105 93H107V95H105V96H107V97H112V99H113V101H115L116 103L115 104H117V102H119L117 105H119V106H117L116 107V105H114L113 103L114 102H112L111 101V99L110 98H106V99H110L109 101H111L112 102V104L110 103V102H108V103H110L111 105H112V107L111 106H108L107 108L104 106L105 104H106V106L107 105H110V104H108V103H105V104H103V102H105L104 100V94ZM139 93V94H138ZM143 93H144V91H143ZM22 94H24L23 96H22ZM49 94V95H48ZM122 94V93H121ZM138 94V95H137ZM142 94V95H141ZM169 94H170V96H169ZM183 94V93H182ZM184 94H185V92H184ZM14 95V96H13ZM27 95V96H26ZM40 95V96H39ZM55 95V96H54ZM87 95V97H85ZM133 95V96H132ZM140 95H141V97H140ZM168 95V98L166 97ZM26 96V97H25ZM58 96H59V98H58ZM71 97V98H67V97ZM101 96H103L102 98H101ZM146 96H148V97H146ZM162 96V97H161ZM19 98V100H18V98ZM23 97V98H22ZM60 97L62 98V101H61V99H60ZM64 97V96H63ZM83 97H85V98H83ZM114 97V98H113ZM133 97V98H134ZM185 97H186V95H185ZM199 98V100H198V98H197V100L200 102V104H202V105H206V103H207V105H208V103L209 102H206L205 103V101L203 102L202 100H204L203 98ZM217 97H219V96H217ZM222 97V96H221ZM99 98H101V99H103V101H100V99ZM132 98V99H133ZM144 98V99H145ZM157 98H158V100H157ZM179 99V100H176V99ZM56 99V100H55ZM145 99V101H147ZM174 101H173V100ZM183 100L184 99V101H182V103H183V106H181L182 105V103L180 102V100ZM21 100V101H20ZM58 100H60L59 102H58ZM64 100V101H63ZM151 100V101H150ZM153 100V101H152ZM161 100V101H160ZM66 101V102H65ZM70 101V102H69ZM107 101V100H106ZM159 102V105H160V103H161V105H160V108H159V105H158V102ZM172 101V102H171ZM178 102V103H181V104H179L178 105V103H176V102ZM14 102V103H13ZM61 102H62V104L63 105H60V106H58L59 105V103L61 104ZM64 102V103H63ZM98 102H99V104H98ZM102 102V103H101ZM137 102V101H136ZM156 102V103H155ZM174 102L179 106V109H178V106H177V108L176 107H174V109H172L173 108V104H174ZM185 102V103H184ZM203 102V103H202ZM21 103H22V105H21ZM54 103H56V105H53ZM57 103H58V105H57ZM171 103V104H170ZM173 103V104H172ZM218 103H220L219 101H218ZM6 104H7V107H6ZM102 106H101V105ZM147 104V103H146ZM147 104V105H148ZM157 104V105H156ZM166 104H168V105H166ZM210 104V103H209ZM221 104V103H220ZM222 104H223V102H222ZM5 105V106H4ZM114 105V106H113ZM142 105V106H141ZM172 107V108H170V106ZM185 105V106H184ZM55 106H57V109L55 108L54 109V107ZM62 106H63V108H62ZM104 106V107H103ZM138 106H139V108H138ZM158 106V107H157ZM169 106V107H168ZM174 106H175V104H174ZM101 107H102V109H101ZM181 107V108H180ZM208 107V106H207ZM210 107H211V109H210ZM209 107V109H208V111L210 112V114H211V112H213V115H211V116H213V118H212V120H215L216 118H217V116L216 115H214L215 113H214V111H211V110H214V108L212 107V106H210ZM52 109L54 112H55V114H57V115H55L54 114V112L52 111V110H49V109ZM121 108V107H120ZM120 108L117 110V113L118 112H120L119 114H117L116 113V111L114 112V114L116 113L117 115H118V117L122 114L121 113V110L123 109V108H121V110H120ZM141 108V109H140ZM213 108V109H212ZM243 110V107H239L238 109L241 111V109ZM58 109H60V112H62L63 114L61 115V113L59 112V110ZM66 110V111H63V110ZM74 109V110H73ZM159 109H161V110H159ZM99 110H100V112H99ZM158 110L159 111H161V113L159 114L158 113ZM180 112H179V111ZM184 110H186V108L184 109ZM30 111V112H29ZM48 111V112H47ZM68 111V113H66ZM70 111H71V113H70ZM104 111V110H103ZM25 112V113H24ZM26 112H29V113H26ZM53 112V113H52ZM57 112H59V113H57ZM123 113H125L124 111H122ZM73 113V114H72ZM106 113V112H105ZM133 113V112H132ZM238 113V112H237ZM66 114H68L67 116H66ZM111 115H109V119H111V116H113L114 114L113 113H110ZM115 114V115H116ZM126 114V116H127V118L129 119V123H130V121H131V123H132V120L134 121V120H137V118L136 117H132V118H130L131 117V114L130 113H125ZM179 114H180V116H179ZM210 114H208V117H209V119H211V117H210ZM32 115L30 116V117H32ZM106 115V114H105ZM114 115V116H115ZM117 115H116V117H117ZM158 115H159V118H158ZM160 115H161V117H160ZM171 115V116H170ZM184 115V114H183ZM58 116V117H59ZM214 116H216V117H214ZM225 116V115H224ZM36 117V116H35ZM34 117V118H35ZM51 117V118H52ZM62 117V121H64V120H66V119H64ZM107 117H108V114H107ZM115 117V118H116ZM118 117L116 118V120H119L118 119ZM104 118L105 117H103V119H102V126L104 127V125H105V127L107 126L108 127V129H109V131L111 132V130L112 131H117V134L119 133V132H123V136H124V139H123V137H121L122 139V141L123 142H125L126 141V145L128 146V149L129 150H131V151H129L128 149H127V147H126V145L125 146H123L125 149H127L129 152H130V154H128L129 152L127 151V157L132 161L133 160V158H134V156L135 155H137V154H135L133 151H135L136 153L139 151V149H141V148H144V149H146V150H149V149H147L146 147H141V145L140 144H142V143H139V141L140 140H142L143 141V139H141V138H139V139H137L136 137L138 136V137H140V134L139 133H141V134H143V135H147V132L146 133H143V132H139L138 133V126L140 125H142L141 123L139 124V121L137 120V122L135 121L134 123H132L133 124V127H132V125H130V124H128V125H130V128L132 127V128H137V129H135V130H137V133L136 134H134V136H135V141H130L129 139H128V133L129 132H132V130L131 129H129L128 128V126L127 127H124V126H126V125H124L123 127H124V131H122V130H120V127L119 126H121L122 127V125L120 124V121L119 122H117L116 120V122H114V119L112 118L110 121H108V125H107V120H106V123H105V121H104ZM134 118V119H133ZM185 118V119H184ZM222 118H223V115H222ZM225 118V117H224ZM223 118V119H224ZM43 119V118H42ZM64 119V120H63ZM99 119H101V118H99ZM131 119V120H130ZM187 119H189V120H187ZM19 122H18V121ZM45 120V119H44ZM60 120V121H61ZM70 120V121H69ZM67 119V121L65 122V123H68V121H69V123L71 122V121H73L72 120V118L71 119ZM185 120V121H184ZM216 120H218V119H216ZM13 121V122H12ZM17 121V122H16ZM59 121V120H58ZM112 121V122H111ZM16 122V123H15ZM109 122H111V127L113 126L112 125V123L113 124H115L114 125V127H112L111 128V130H110V127H109ZM105 123V124H104ZM186 123V124H185ZM190 123H191V121H190ZM16 124H17V126H19L18 128H16L17 126H16ZM30 124H33L32 122H30ZM51 125V126H48V125ZM118 124H120L119 126H117ZM115 126H117V128L115 127ZM182 126H184V127H182ZM45 127V128H44ZM55 127V128H54ZM107 127L106 128H103V129H106L107 130ZM122 127V128H123ZM169 127V128H168ZM4 128H7V129H4ZM45 129V131H44V129ZM113 128H114V130H113ZM116 128V129H115ZM121 128V129H122ZM140 128V127H139ZM142 128H144L143 130H145V131H148V130H146V128L145 127H143V125L141 126V130H142ZM47 129V130H46ZM54 129V130H53ZM133 129V130H134ZM185 129V130H186ZM190 129V128H189ZM3 130V131H2ZM6 132H5V131ZM13 130H14V132H13ZM118 130H120L119 132H118ZM133 131L134 133L136 132V131ZM142 130V131H143ZM178 130H180V131H178ZM52 131H53V134H52ZM61 133V135H60V133ZM144 131V132H145ZM155 131H157V130H155ZM176 131V132H175ZM231 132V134H232V138H234L235 139V137H233V136H235V132H234V135H233V131L231 130V129H228V132ZM5 132V133H4ZM12 134H11V133ZM18 134H16V133ZM46 132H47V134H49V138H50V140H49V138L46 136ZM108 132V130L107 131H105L104 133L105 134H107L106 136H109L110 134V132L109 133H107ZM125 132L127 133V134H125ZM158 132V131H157ZM176 134H174V133ZM179 132V133H178ZM4 133V134H3ZM13 133H15V134H13ZM55 133V134H54ZM154 133V132H153ZM152 133V131L151 132H149L148 131V137H151L152 135L154 136V134H155V136L154 137H158V140H159V138H161V133L160 134H157L156 132L153 134ZM159 133V132H158ZM178 133V134H177ZM9 134H11V135H9ZM109 134V135H108ZM120 134V133H119ZM118 134V135H119ZM120 134V136H122ZM151 134V135H150ZM157 134V135H156ZM227 134H229L228 136H227V140H231L230 141V143H229V141H227V143H229L228 145H231V142H233V139H231V137H230V133H227ZM16 135V136H15ZM41 135H43V136H41ZM57 135V136H56ZM164 134H162V138L164 137L163 136ZM52 136H54V137H52ZM56 136V137H55ZM152 136V137H153ZM172 136V137H171ZM43 137H47L46 139H44L43 140ZM57 137H60V140H58L59 138H57ZM127 137V138H126ZM229 137H230V139H229ZM8 138V139H7ZM51 138H54V140L56 139V141L58 142V144H57V142L56 143H54V140L52 139V144L50 143V141H51ZM127 140H126V139ZM155 138V139H156ZM17 139V140H16ZM26 139H27V141H26ZM150 139H154V138H150ZM9 140V141H8ZM137 140V141H136ZM40 141H43V142H41L40 143ZM47 141V142H46ZM121 141V142H122ZM235 141V140H234ZM132 142H134L135 144H136V142H137V144L136 145H140V146H138L139 148H138V150L137 149H135L134 150V148H131L132 146L130 145V144H132L133 145V143ZM141 142V141H140ZM40 143V144H39ZM50 145H49V144ZM24 144V145H23ZM26 144V145H25ZM31 144V145H30ZM44 144V145H43ZM62 144V143H61ZM134 144V146L133 147H135L136 145ZM23 145V146H22ZM40 145V146H39ZM50 149V150H48V148L46 147V146ZM51 145H52V147H51ZM60 145V146H59ZM87 145V147L89 146V144L87 143L86 144ZM6 146V145H5ZM31 146V147H30ZM39 146V148H37ZM45 146V147H44ZM55 146H59V148L58 147H56L55 148ZM42 147V148H41ZM44 147V148H43ZM51 147V148H50ZM31 148V149H30ZM61 148V149H60ZM136 148V147H135ZM49 152H47L46 150ZM54 149V150H53ZM56 149V150H55ZM58 149H60V150H58ZM66 149V151L64 152L63 150H65ZM113 149V148H112ZM112 149H109L111 152H112ZM28 151V152H27ZM35 151V152H34ZM42 153H41V152ZM55 151H57V152H55ZM113 151H114V149H113ZM151 152H153V150H150ZM27 152V153H26ZM44 152V153H43ZM52 152V153H51ZM56 154H55V153ZM59 152V153H58ZM62 153V155L64 156H60V154ZM131 152H133L132 154H134L133 155V158H132V154H131ZM37 153V154H36ZM50 153L52 154V155H50ZM26 154V155H25ZM44 154H45V156H44ZM22 155H23V158H22ZM31 155V156H30ZM36 155V156H35ZM42 157H41V156ZM52 156V157H54V158H52V157H47V156ZM58 155V157L56 158V156ZM30 157H33V158H30ZM47 157V158H46ZM3 158V159H2ZM4 158H6L5 160H4ZM43 158H44V160H43ZM52 158V159H51ZM60 159V163H59V159ZM19 159V160H18ZM35 159V160H34ZM37 159V160H36ZM42 159V160H41ZM48 159V160H47ZM51 159V160H50ZM55 161H54V160ZM58 159V160H57ZM63 159V160H62ZM22 160V161H21ZM24 160H26V161H28V162H26V161H24ZM129 160V161H130ZM18 161V162H17ZM38 161V162H37ZM44 161V162H43ZM49 161H51V162H49ZM72 162V164H71V162ZM133 161H135V158H134V160ZM20 162V163H19ZM26 162V163H25ZM31 163V165H30V163ZM35 162V163H34ZM46 162V163H45ZM62 162H65V163H62ZM68 162V164H66ZM70 162V163H69ZM23 163V164H22ZM32 163H33V165H32ZM74 163V164H73ZM17 166H16V165ZM42 164V165H41ZM51 164V165H50ZM66 164V167L64 166ZM1 165V164H0ZM19 165V166H18ZM21 165V166H20ZM47 165V166H46ZM49 165L51 166V167H49ZM59 165V166H58ZM63 165V166H62ZM24 166H25V168H24ZM60 166L62 167V168H60ZM71 166V167H70ZM77 166V167H76ZM17 167H21V168H17ZM22 167H23V169H22ZM27 167V168H26ZM29 167V168H28ZM34 167V168H35ZM56 169H55V168ZM58 167V168H57ZM68 167V168H67ZM19 169V170H22V171H19V170H17V169ZM67 168V169H66ZM75 168V169H74ZM15 169V170H14ZM58 169H60V170H58ZM17 170V171H16ZM29 170V171H28ZM67 170V171H66ZM69 170V171H68ZM19 171V172H18ZM61 171V172H60ZM32 172V173H31ZM28 173V174H27ZM34 173V174H33ZM66 175H65V174ZM77 173V172H76ZM13 175H14V178H13ZM17 177H16V176ZM34 175V176H33ZM16 177V178H15ZM11 178V179H10ZM32 178V179H31ZM46 178V179H45ZM18 179V180H17ZM28 179V180H29ZM27 180V179H26ZM14 182V184H12L13 182ZM37 181V182H36ZM44 181V182H43ZM16 182H17V184H16ZM39 182V183H38ZM41 182V183H40ZM28 183H29V181H28ZM21 184V185H20ZM47 186H46V185ZM106 183H103L102 185H100V187H103V188H105V189H107V191H105V194H106V196H105V198L107 199V201H109V204H111V209L110 210H112L115 214H116V217L118 218V220L119 221H121V222H118V220L115 218V216H114V222L113 223H115L117 226H119L120 227V229L118 228V227H116L115 228V230H116V232H118L119 233V231L120 232H125V230H127L125 233H129L130 231H132V233L134 234H132L131 232H130V236L131 237H133V236H137L138 237V234L136 233V232H134L133 230L134 229H131V228H127L126 229V227H125V225H124V227H123V225L122 224H125V217H126V215L125 214H127L128 215V213H126L125 211V213H124V218H123V216L122 215H120L121 214V211L120 210H126L127 212H128V209L131 207V206H138L137 204H140L141 202H139V200H141L142 198V195L139 193V192H135V193H133L132 194V192H130L131 194H132V196H133V198H134V196H135V198L132 200V198H131V196H130V198L129 199H131V201H133V202H131L130 200H124L125 202H126V204L125 205H127V203L128 204H130V206L128 205V207H126L125 205L122 207V206H120L121 205V203L123 202V195L125 194L126 195V197L125 198H127L129 195H130V193L127 191V189L125 188V190H123V188L124 187H116V186H112V185H110V186H108L109 188H110V190L111 189H113L114 187H115V190H111V192H110V190H109V188L105 185ZM37 185H38V188H37ZM2 186V187H3ZM21 186V187H20ZM35 186H36V188H35ZM14 187V186H13ZM34 187V188H33ZM43 187H45L44 189H43ZM113 187V188H112ZM19 188V189H18ZM48 188V189H47ZM121 188V189H120ZM35 189V190H34ZM120 189V190H119ZM184 191H183V193H181V194H179L177 197H175L174 199H172V202H171V207H172V209H174L176 212L177 211H179L180 209H181V211L180 212H177V214H179L178 216H177V218H178V220H180V225L181 226H183V225H187V223L189 224V225H187L186 227H191L192 226V224L193 225H196L195 224V222L196 223H199L200 221H202V220H205V222H207L208 223V220H209V218H210V220L211 221H213L215 218L213 217V216H208V215H210L211 214V210L213 209V208H217V205H218V207L219 206H224V205H222V202H223V204H225V205H229L230 207L231 206H233L234 208L237 206V207H239L238 209L236 208L235 210H238L239 211V209H241V207L240 206H242V205H240V203H238V202H240V200H242V202H243V205H244V203H245V201H243V199L241 198H236V201L235 200H233L234 202H232V199H235V197H231V196H227V197H225L226 196V193H228L229 191H225V190H223V189H218L217 191H212V195L210 196L208 193H206L205 191H200L199 190V188H197V186H195V185H190V184H186L185 186H184ZM12 190V191H11ZM34 190V191H33ZM109 190V191H108ZM35 191H38V193L37 192H35ZM41 191V192H40ZM126 191V192H125ZM43 192V193H42ZM49 192V191H48ZM231 192V191H230ZM29 193V194H28ZM109 193V194H108ZM129 193V194H128ZM5 195V196H6ZM120 195V199H118L119 196ZM128 195V196H127ZM141 195V196H140ZM230 195H231V193H230ZM45 196V197H44ZM136 196L137 197H140V198H137L136 199ZM30 197V196H29ZM117 197V198H116ZM122 199V201L120 202V200ZM6 198H0V207H1V209H0V211L2 210L3 212H5V214H7L6 212H9L10 210H8L7 209V207L6 206H8V205H6V203L5 202H7L8 201V199L6 200ZM137 200V201H136ZM226 200H228V201H226ZM42 202H44L45 203V205L43 206V208L41 209V211L39 212V213H37V214H40V215H38V217H40V219L41 218H43L44 216V219L46 218V216H48L47 218H48V221L49 222H47V219H45V223L46 224H48V226L49 227H52V229H53V224H51V222L53 221H55V220H53V217L51 216V214H49V212L47 213V215L45 214V212H47L48 210H50L49 208V205L44 201V200H41ZM75 201V200H74ZM225 201H226V203H225ZM119 202V203H118ZM125 202H123V204L125 203ZM219 202H221V203H219ZM229 202V203H228ZM4 203H5V205H4ZM76 203H78L77 201L76 202H71V204H69V205H67L68 206V208H66V212L67 213H73V215H75V213L77 214L78 213V211H79V209L80 208H83L84 209V206H80L79 208H78V206H77V204ZM137 203V204H136ZM7 204H8V202H7ZM78 204H81V203H78ZM107 204H108V202H107ZM116 204V205H115ZM118 204H120V205H118ZM179 204V205H178ZM216 204V205H215ZM220 204V205H219ZM235 206H234V205ZM6 207H4V206ZM108 206V205H107ZM108 206V207H109ZM120 206V207H119ZM173 206H174V208H173ZM179 206V207H178ZM215 206V207H214ZM127 209H126V208ZM232 207V208H233ZM3 208V209H2ZM4 208H5V210H4ZM72 208V209H71ZM76 208H78V210L76 209ZM121 208V209H120ZM176 208V209H175ZM198 210H197V209ZM212 208V209H211ZM83 209H80V210H83ZM101 209V208H100ZM99 209V210H100ZM179 209V210H178ZM185 209V210H184ZM7 210V211H6ZM75 210H77V212L75 211ZM99 210H96V212H94V215H96L98 212H99ZM102 210H104L103 208L101 209V212H103ZM116 210V211H115ZM123 210H122V212H123ZM208 210V211H207ZM210 210V211H209ZM98 211V212H97ZM183 211V213H184V215H182V212ZM91 212H93V211H91ZM101 212H99L97 215H96V217L93 215V213H91V216L89 215V216H87L88 217V221L87 222H85L86 224H89L90 225V227L91 228H95V226H98V227H96L95 229L96 230H98V232H101V234L102 233H104V231H103V229L105 230V227H101V226H106V227H108V228H106V229H108V230H111V228L108 226V225H106V224H108L109 223V225H110V220L108 219V217L106 216V214H103V213H101ZM209 214H208V213ZM251 212H253V211H251ZM250 212V213H251ZM1 213V212H0ZM50 213H51V211H50ZM104 213H105V210H104ZM120 213V214H119ZM237 213V212H236ZM1 214H3V213H1ZM36 214V215H37ZM43 214H45V215H43ZM51 216L50 218H49V215ZM181 214V215H180ZM201 214H203L202 216H201ZM204 214H208V215H204ZM238 214V213H237ZM237 214H234L233 213V217H235V216H237ZM239 214H240V212H239ZM35 215V216H36ZM43 215V216H42ZM102 215V216H101ZM104 216H106V217H104ZM205 217V219H204V217ZM208 216V217H207ZM37 217V216H36ZM89 217H92L93 219H95L94 220V222H93V219L91 218V222H90V218ZM128 217V216H127ZM126 217V218H127ZM180 217V218H179ZM33 218V217H32ZM31 218V219H32ZM239 218V217H238ZM236 219V220H240V219ZM38 219V218H37ZM36 218H34V220H35V222H37L36 220H37ZM39 219V220H40ZM52 219V221L50 222V220ZM125 219V220H124ZM184 219V220H183ZM208 219V220H207ZM38 220V222H40ZM103 220H105V221H103ZM106 220H108V222L106 223ZM186 220V221H185ZM197 220V221H196ZM210 220H209V222H210ZM236 220H234V223H239L238 221H236ZM41 221H43V220H41ZM113 221V220H112ZM112 221H111V225L113 226V227H115V224L113 225L112 224ZM127 221V220H126ZM192 221H194V222H192ZM241 221V220H240ZM90 222V223H89ZM103 222H105V224L103 223ZM183 222H184V224H183ZM185 222H186V224H185ZM44 223V224H45ZM121 225H120V224ZM182 223V224H181ZM104 224V225H103ZM119 224V225H118ZM89 225H88V227H89ZM92 225V226H91ZM93 225H95L94 227H93ZM110 225V226H111ZM111 226V227H112ZM45 227H47V226H45ZM49 227H47L48 228V231H50V229H49ZM85 227V226H84ZM83 227V228H84ZM86 227H87V225H86ZM101 227V228H100ZM113 227H112V230H113ZM188 227V228H189ZM117 228H118V230L119 231H117ZM46 229V228H45ZM51 229V230H52ZM99 229H100V231H99ZM102 229V230H101ZM124 229V230H123ZM130 229V230H129ZM262 229H264V228H262ZM12 230H14V229H12ZM11 230V228L10 229H8V231L10 232V233H13V231ZM111 230V231H112ZM12 231V232H11ZM110 231V232H111ZM51 232V231H50ZM114 232V234H115V231H112L111 232V234ZM118 233H117V236L116 235H114V234H112L113 236H111L112 238L114 237V239L113 240H115V236H116V238L117 237H120V235L122 236L123 234L122 233H120V235L118 236ZM127 233V234H128ZM126 235V234H125ZM129 235V234H128ZM141 237H143L141 234H139ZM262 236L260 235L259 236V241H262V240H264V238L262 237ZM118 239H120V238H117V240H115V243L117 244V249L115 248L114 250H116L117 252L119 251V250H121V252H122V249L126 252L125 253V255H124V258H121V262H123V264L124 263H126V264H130V263H137V261H136V259H135V253L136 252H134L133 250H132V248H131V250L133 251L132 252V254L130 255V253H129V247L127 248V247H125L127 250H128V253H129V256L127 255V250H125V248H124V245L123 244H121L120 245V243H121V241H119ZM53 240V239H52ZM52 240H50V238H49V243H50V241H52ZM56 241H58L57 243H56ZM60 241V242H59ZM118 241H119V243H118ZM53 242L56 244V246H55V244H54V247L56 248V247H58L57 249H55L54 248V251H52V252H54V253H52L51 252V255H50V257H56L55 259L53 258V264H58V263H60V264H89L90 262V259H89V257L88 256H86V257H84V259L85 258H87L88 259V261H87V259L86 260H83V257H82V254L80 255V253H77L78 251H76L74 248H71V246H68L67 244V246H65L62 242V240H53L52 241V243L51 244H53ZM264 241H262L261 242V244H263L262 245V247H264V243H263ZM58 243L59 244H61L62 243V245H59L58 246ZM258 243H260V242H258ZM119 245H120V249H119ZM259 245V247H260V249H262L261 248V245L260 244H258ZM67 247V248H65L64 247V249L66 250V252L68 251L69 252V248H71V250H70V252H69V254H67V253H65L64 254V249L62 248V247ZM69 247V248H68ZM138 247V246H137ZM119 249V250H118ZM264 249V248H263ZM262 249V251H259V252H261V253H258L257 252V256L259 257V259H260V256H262L263 258H264V250ZM64 250V251H63ZM55 251H57V253L55 252ZM61 251H62V255L60 254L61 253ZM58 252H60L59 254H58ZM131 252V251H130ZM106 253V252H105ZM104 253V254H105ZM134 253V254H133ZM54 254H55V256H54ZM57 254H58V256L60 257V258H58V256H57ZM111 254V256H113L112 255V253H110ZM110 254H105V256H108V255H110ZM253 256H255V253L253 252ZM260 254V255H259ZM65 255V256H64ZM68 255H70V257L73 259V262L71 261V259H70V257L68 256ZM75 255V256H74ZM73 256H74V258H73ZM110 256V257H111ZM134 256V257H133ZM49 257V258H50ZM61 257H64V259L63 258H61ZM66 257V258H65ZM68 257H69V260H67L68 259ZM76 257V258H75ZM131 258V260L130 259H127V258ZM133 257V258H132ZM261 257V259H260V261H259V259H257L256 258V256H255V259H254V262L252 261L253 260V258L251 259V262H253V264H259V263H261L262 264V262H263V264H264V260H263V258ZM58 258V259H57ZM52 259V258H51ZM62 260V261H59V260ZM75 259V260H74ZM132 259H135V261H132ZM257 259V260H256ZM64 260H67V261H71L70 263L68 262V263H66L67 261H64ZM130 260V261H129ZM256 260V261H255ZM49 261V263H50V261H52V260H48ZM56 261V262H55ZM57 261H59V262H57ZM64 261V262H63ZM83 261V262H82ZM84 261H87L86 263L84 262ZM158 261L160 262V264L163 262V261H160V259H156V258H150L147 262H146V264H151V263H153V264H158ZM166 261V260H165ZM164 261V262H165ZM168 261V260H167ZM258 261V262H257ZM89 262V263H88ZM154 262H157V263H154ZM168 262H170V261H168ZM250 261H248V263L247 264H252ZM50 264H52V262L50 263ZM96 264H107L106 263V261H105V257L102 259V261L101 260H98L97 261V263ZM218 264H227L226 263V261H220Z\"/></svg>", "mask_w": 264, "mask_h": 264}]
</instances>
